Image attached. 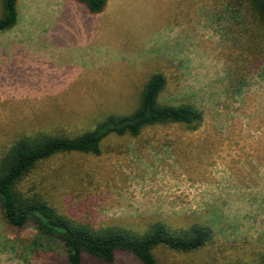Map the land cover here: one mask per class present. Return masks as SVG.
<instances>
[{"label":"rangeland","instance_id":"obj_1","mask_svg":"<svg viewBox=\"0 0 264 264\" xmlns=\"http://www.w3.org/2000/svg\"><path fill=\"white\" fill-rule=\"evenodd\" d=\"M226 4L108 0L92 15L73 0H19L17 26L0 33V158L25 135L74 137L133 112L146 79L164 72L161 102L197 105L198 130L111 136L100 156H56L31 181L95 228L199 224L216 232L220 264H255L264 251V54L249 53L254 26L224 19ZM14 240L0 220V264H38L19 258Z\"/></svg>","mask_w":264,"mask_h":264},{"label":"trees","instance_id":"obj_2","mask_svg":"<svg viewBox=\"0 0 264 264\" xmlns=\"http://www.w3.org/2000/svg\"><path fill=\"white\" fill-rule=\"evenodd\" d=\"M92 15L105 11L108 0H73ZM223 18L252 24L251 55L264 54V0H226ZM20 19L19 0H0V33L14 29ZM243 23V22H241ZM245 25V24H244ZM248 27V25H247ZM260 65V62H259ZM170 87L164 72H155L142 85L137 108L126 115H109L84 134L68 137L38 132L16 140L0 158V220L15 236L14 251L21 259L38 264H184L177 258H193L195 264H220L214 257L216 232L202 225L172 229L156 224L143 233L95 228L59 210L31 177L59 155L100 156L111 136L138 137L148 127L179 124L191 131L203 123L195 104H163ZM32 228V239L21 233ZM213 248V255L212 250ZM255 264H264V251Z\"/></svg>","mask_w":264,"mask_h":264}]
</instances>
